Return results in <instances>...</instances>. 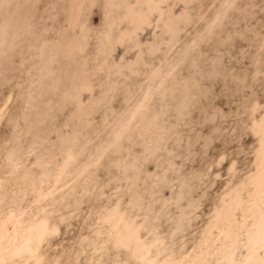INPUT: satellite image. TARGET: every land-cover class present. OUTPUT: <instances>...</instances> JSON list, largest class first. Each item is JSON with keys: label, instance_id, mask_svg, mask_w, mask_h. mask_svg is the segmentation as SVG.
<instances>
[{"label": "rangeland", "instance_id": "374dc122", "mask_svg": "<svg viewBox=\"0 0 264 264\" xmlns=\"http://www.w3.org/2000/svg\"><path fill=\"white\" fill-rule=\"evenodd\" d=\"M255 102L264 0H0V177L9 155L28 169L29 185L10 192L34 211L38 184L73 153L63 181L76 210L47 255L71 253L119 200L144 237L189 252L252 167ZM97 255L133 264L124 250Z\"/></svg>", "mask_w": 264, "mask_h": 264}, {"label": "bare ground", "instance_id": "6f19581e", "mask_svg": "<svg viewBox=\"0 0 264 264\" xmlns=\"http://www.w3.org/2000/svg\"><path fill=\"white\" fill-rule=\"evenodd\" d=\"M261 109L256 117L255 113ZM148 130L146 127L145 134ZM250 130L258 138L251 169L218 198L197 245L186 254L172 248L163 249L165 238L162 236L144 237L141 234L144 222L125 212L119 200L109 208L98 210L94 226L86 236L76 237L69 249L71 253L47 255L44 245L76 210L69 206L64 194L69 181H63L69 158L73 156L72 149L68 148L66 162L54 171L49 181L39 183L34 190L38 203L34 211L30 210V204H18L19 200L11 197L12 188L29 185L31 173L9 155L6 162L10 167L3 173L7 178L0 177V264H79L80 255L86 249L90 252L86 264H101L102 258L97 254L108 250H124L133 264H264V103L253 104ZM234 170L235 164H232L230 171ZM87 179L86 192L91 188ZM49 197L50 203L41 205ZM62 206L66 208L63 213ZM6 207L12 211L5 215Z\"/></svg>", "mask_w": 264, "mask_h": 264}]
</instances>
